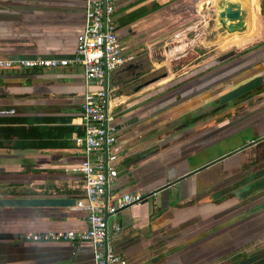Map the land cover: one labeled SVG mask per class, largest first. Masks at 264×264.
I'll return each mask as SVG.
<instances>
[{
    "label": "crops",
    "instance_id": "obj_1",
    "mask_svg": "<svg viewBox=\"0 0 264 264\" xmlns=\"http://www.w3.org/2000/svg\"><path fill=\"white\" fill-rule=\"evenodd\" d=\"M247 1L244 33L260 28L252 47L264 41V18L261 25L252 13L255 0ZM216 2L116 0L113 17L128 61L108 80L119 96L112 109L118 176L109 192L148 196L163 187L107 218L108 238L128 264H264V140L246 146L264 135V57L233 81L261 74V86L243 100L217 108L207 103L225 92L221 90L231 80L206 89L218 70L206 67L216 59L200 64L185 58L193 49L185 42L190 19ZM84 13L85 0H0V58H72ZM196 46L204 44L199 39ZM166 51L174 56L159 59ZM160 68L165 72L154 75ZM87 88L96 86L85 85L78 65L0 69V96L5 95L0 107L28 117L21 123L0 117V198L82 196L77 167L83 152L75 143L80 135L71 131L57 137L56 132L59 127L82 131L80 110ZM49 115L60 119L35 120ZM8 126L31 127L36 137L20 139L23 147H11L16 138L8 137ZM24 148L36 151H13ZM226 154L231 155L204 167ZM86 226V212L75 206L0 208V264H94L87 242L18 238L26 231Z\"/></svg>",
    "mask_w": 264,
    "mask_h": 264
},
{
    "label": "built area",
    "instance_id": "obj_2",
    "mask_svg": "<svg viewBox=\"0 0 264 264\" xmlns=\"http://www.w3.org/2000/svg\"><path fill=\"white\" fill-rule=\"evenodd\" d=\"M115 8L116 0H85L83 30L76 36L72 58H0V69L78 65L83 71L85 85L96 86L95 90L87 88L83 93L80 110L82 134L75 140L83 152V160L77 167L82 176L83 194L76 199L75 207L86 212V228L27 231L18 236L23 241L33 242H89L92 245L94 264H128L127 259L115 251L108 238L107 218L150 197L140 192H126L121 196L109 192L111 183L118 176V157L114 152L116 128L112 109L119 101V96L116 95L115 86L108 84L104 88V77L105 72L110 74L128 61L123 56V45L117 34L113 17ZM15 113V108L0 107V117ZM113 229L119 231L120 227L114 225Z\"/></svg>",
    "mask_w": 264,
    "mask_h": 264
},
{
    "label": "water",
    "instance_id": "obj_3",
    "mask_svg": "<svg viewBox=\"0 0 264 264\" xmlns=\"http://www.w3.org/2000/svg\"><path fill=\"white\" fill-rule=\"evenodd\" d=\"M241 3L242 2H238L237 0L235 1L234 0H217V2L214 5L217 24L212 29V33L215 37L214 38L215 42L222 41L234 33H237V34L244 33L247 30L246 22L249 17L250 8L249 10L247 9V12H246L244 7L248 5H244ZM109 76L110 74H108V72H105V77H104V88L105 89L107 88V85H108ZM262 81H263V76L257 75L251 78L250 80L242 84H239L237 87H234L230 91H227L226 93L220 96L219 98L220 104L229 102L244 93L255 90L256 88L261 86ZM1 96L5 97L4 94H2ZM22 96L23 94L14 95L15 98H20ZM260 140H264V135L260 136L256 140L251 141L249 144H246V146L252 145L255 142H258ZM244 147L237 148L233 152H237ZM1 151L2 150L0 149V152ZM13 151H15L16 153H29V152L36 151V149L24 148V149H15ZM229 155L231 154H226L225 156H222L221 158H218L208 164H205L204 167H207L208 165H211L214 162L220 161L221 159ZM180 179L182 178L179 177L176 180H174V182L179 181ZM161 188L163 187H160L157 190L151 191L148 194V196L152 195L153 193H155V191H158ZM124 193L126 192H123L122 194ZM106 195H108V189H107ZM75 204H76V199L71 198V197L46 196V197H3V198H0V208H42V207L66 208V207H74ZM105 217L107 218L108 216L106 215ZM67 243H70V242H67Z\"/></svg>",
    "mask_w": 264,
    "mask_h": 264
},
{
    "label": "rangeland",
    "instance_id": "obj_4",
    "mask_svg": "<svg viewBox=\"0 0 264 264\" xmlns=\"http://www.w3.org/2000/svg\"><path fill=\"white\" fill-rule=\"evenodd\" d=\"M247 1V0H246ZM249 2V1H247ZM215 3L214 4H208L205 8V14H199L198 18H191L189 25L192 27L187 35V38L185 39V42L188 43L190 46H193V49L189 51L188 55L185 58H188V60H194L193 63H196L198 60L200 61V64H207L210 61L220 57L223 58L229 53H236L239 54L242 52L241 50L245 47H251V45L255 42H257L259 39L256 37L260 35V28L258 33L253 32L251 33H243V35H231L228 40L222 41H216L214 40V35L212 33V29L217 24L216 14H215ZM246 5V4H245ZM246 12L247 9L249 10L248 6L244 7ZM253 14H257V17L259 19V23L262 25V19L264 18V0H255L252 7ZM245 34V35H244ZM256 38V39H255ZM200 39V42L204 44L203 48H197L196 42ZM223 43H225L223 45ZM222 44V45H220ZM176 42L171 44L170 46L172 49L175 48ZM255 45V44H254ZM244 46V47H243ZM174 52V51H173ZM172 51L169 52L166 51V54L158 56L159 59H169L170 55L174 56V53ZM198 52V53H197ZM197 54L201 55V57H197ZM198 58V59H197ZM174 59V58H173ZM178 61V60H174ZM176 69V67L174 66ZM163 72H165L164 68H160L157 72H155L154 75H161Z\"/></svg>",
    "mask_w": 264,
    "mask_h": 264
},
{
    "label": "flooded vegetation",
    "instance_id": "obj_5",
    "mask_svg": "<svg viewBox=\"0 0 264 264\" xmlns=\"http://www.w3.org/2000/svg\"><path fill=\"white\" fill-rule=\"evenodd\" d=\"M205 8L206 7H204V9ZM263 43H264V41H260L258 44H255L252 47L243 50L239 54H236L233 52V53L227 54L226 56H224L221 59H220V57L216 58L215 64L213 66H211L210 69L208 67H206V71H210L211 69L213 70V69L218 67L217 68L218 70L215 72V75H216V73L219 74V79L214 80L213 76H214V78H216V76L212 75L211 81L206 84V89L209 88L208 86H210V88H211L214 85L222 83V81L225 82L227 80H231V83H227L228 85L227 84L225 85V87H224L225 89L222 88L223 90H221V91H225L222 93V94H224L227 91H230L231 89H233L234 87H237L239 84H242V83L250 80L251 78L246 79V77H245V78L240 80L241 82L240 81L235 82V83L233 82L234 79H236L240 74L241 75L245 74L244 72L246 70H248L250 67L255 66V65L263 62V57H264ZM252 51H253V53H252ZM218 59H220V60H218ZM249 63H253V64L255 63V64L249 65ZM257 75H261V74H257ZM257 75H255V76H257ZM132 77L133 78H131V80L133 82L136 80L137 76L135 75ZM248 93L249 92L244 93V94L240 95L239 97H237L233 100H236V101L243 100L244 98H246ZM221 95H219L217 98H214L213 100L209 101V103H207V105H214L215 104L213 106V108L222 107V104H220V101H219V98ZM226 103H228V102H226ZM226 103H223V104H226Z\"/></svg>",
    "mask_w": 264,
    "mask_h": 264
},
{
    "label": "trees",
    "instance_id": "obj_6",
    "mask_svg": "<svg viewBox=\"0 0 264 264\" xmlns=\"http://www.w3.org/2000/svg\"><path fill=\"white\" fill-rule=\"evenodd\" d=\"M7 117V116H4ZM28 117L27 116H22L18 113H15L13 115L8 116V122H15V123H21L24 122V120H26ZM60 118H57L55 116H40V117H35V120H39L40 122H53L55 120H59ZM63 119V118H62ZM7 129V133H8V137H15L16 141L13 143V145H11V147L14 148H19V147H23L25 146L23 144V142L20 139H24V140H29V139H34L36 136H33L36 132H33V128L31 127H23V126H18V127H11L8 126L6 127ZM35 131V130H34ZM71 131H75L78 135L82 134V131H80L78 128L76 127H69V128H65V127H59L57 128V134L59 136L63 137L67 134V132H71ZM48 134L53 135V131L52 130H48L47 132ZM50 137H55V136H50ZM3 143H0V146H2ZM38 143L32 142L31 145H37ZM43 143H41L40 145H42ZM50 144H56L53 141L50 142ZM39 145V144H38ZM43 145H48V143H44Z\"/></svg>",
    "mask_w": 264,
    "mask_h": 264
},
{
    "label": "bare ground",
    "instance_id": "obj_7",
    "mask_svg": "<svg viewBox=\"0 0 264 264\" xmlns=\"http://www.w3.org/2000/svg\"><path fill=\"white\" fill-rule=\"evenodd\" d=\"M243 1H244V0H243ZM243 4H244V5H245V4H246V5H249V4L247 3V1H246V2H244Z\"/></svg>",
    "mask_w": 264,
    "mask_h": 264
}]
</instances>
